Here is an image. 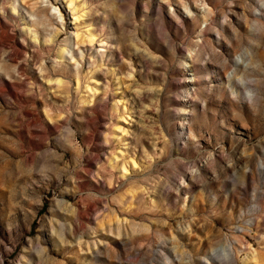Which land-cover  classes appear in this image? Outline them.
Segmentation results:
<instances>
[{
	"label": "clouds",
	"instance_id": "clouds-1",
	"mask_svg": "<svg viewBox=\"0 0 264 264\" xmlns=\"http://www.w3.org/2000/svg\"><path fill=\"white\" fill-rule=\"evenodd\" d=\"M0 264H264V0H0Z\"/></svg>",
	"mask_w": 264,
	"mask_h": 264
},
{
	"label": "rangeland",
	"instance_id": "rangeland-1",
	"mask_svg": "<svg viewBox=\"0 0 264 264\" xmlns=\"http://www.w3.org/2000/svg\"><path fill=\"white\" fill-rule=\"evenodd\" d=\"M142 2H143V0H142ZM147 3L149 4V6H150V4H151V0H147ZM160 7L161 8H163L164 7V5H160Z\"/></svg>",
	"mask_w": 264,
	"mask_h": 264
}]
</instances>
